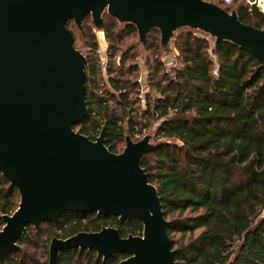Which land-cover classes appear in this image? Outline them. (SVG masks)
Here are the masks:
<instances>
[{"label":"water","instance_id":"95a60500","mask_svg":"<svg viewBox=\"0 0 264 264\" xmlns=\"http://www.w3.org/2000/svg\"><path fill=\"white\" fill-rule=\"evenodd\" d=\"M105 15L133 25L144 47L155 30L164 48L188 28L264 62V29L207 0H0V173L20 197L17 209L2 215L0 264L22 252L19 239L28 227L71 212L137 219L143 231L122 236L103 226L54 237L48 264H60L61 253L72 249L104 261L127 255L117 264H177L159 191L142 165L156 148L153 135H126L123 150L112 152L106 125L94 139L75 129L89 113V62L67 24L82 31L91 16L106 40Z\"/></svg>","mask_w":264,"mask_h":264},{"label":"trees","instance_id":"16d2710c","mask_svg":"<svg viewBox=\"0 0 264 264\" xmlns=\"http://www.w3.org/2000/svg\"><path fill=\"white\" fill-rule=\"evenodd\" d=\"M216 4L227 11L235 9L243 23L264 29V14L244 0ZM71 23L67 26L75 38ZM82 32L89 36L87 47L95 55L85 54L89 113L75 129L94 139L106 125L107 147L120 152L127 133L133 138L150 129L151 121L159 122L158 143L142 165L159 191L177 250L176 263L264 264V62L230 42L211 45L197 31L186 32L178 39L181 68L167 70L161 59L153 61L150 84L157 96L147 103L144 115H139L130 99L138 83L126 77L139 68L135 53L130 55L132 49L122 52L120 66H112L126 39L135 38L136 28L120 27L115 19L105 18L107 72L113 92H99V45L91 22ZM148 41L149 48L160 51L157 35L152 33ZM129 59L133 61L125 68ZM216 68L218 75L213 73ZM115 100L120 113L112 106ZM19 201L17 189L0 173V229L2 215L12 214ZM74 214L67 213L57 222L70 225L63 229L65 238L81 230H99L101 225L117 228L122 236L143 231L137 219L122 222L117 217H101L84 222ZM175 234L180 237L174 239ZM19 244L22 252L11 254L1 264H47L27 261L28 247L41 245L31 226ZM126 257L120 254L104 261L94 251L72 249L61 253L60 264H77L83 259L92 264H117Z\"/></svg>","mask_w":264,"mask_h":264},{"label":"rangeland","instance_id":"374dc122","mask_svg":"<svg viewBox=\"0 0 264 264\" xmlns=\"http://www.w3.org/2000/svg\"><path fill=\"white\" fill-rule=\"evenodd\" d=\"M207 1L222 4L223 0H207ZM224 4L229 5L228 3H225V2H224ZM107 17H110V16L105 15V18H107ZM110 18H112V17H110ZM88 22H91V24H92L91 16L87 17L84 20L83 26L87 25ZM73 24H74V22H73ZM118 25L120 27H124V25L120 24L119 22H118ZM92 26H93V24H92ZM93 30H94V33L96 34V37L98 40V45H99L98 47L101 46L104 49L106 47H108L107 39L102 40L101 38H99L98 32L94 28V26H93ZM82 31H83V29H82ZM82 31H79V29L74 24L75 46L86 55H89V54L95 55V53L90 51L89 48L87 47L89 36L84 35ZM189 31H194V30H191L188 28H183V29L179 30L176 33L175 37L171 40L170 44L164 48L161 46L160 51H155V50L149 48V41L148 40H147V46L144 47L138 40V34H136L135 38L131 36V37H128L126 39L123 46H121V51H119L117 53V57H115L113 59L112 66L114 68H117L118 66H120V59L118 56L119 54H121L122 52H125L129 49H132L129 52L130 55H132L134 53L136 55L134 57V59H135V62L138 63L139 68L134 75L126 76V77L131 79L132 81H136L138 83V86L134 87L133 91L131 92L130 99L133 102V108L136 109V111L139 115H144V111L146 110V108L148 106L147 103L149 101L153 102L157 96V90L154 88V86L152 84H150V77H151L150 68L153 65V61L155 59H161V61L164 63L165 69H167V70H171L172 68H175V67L181 68L182 62H181V51H180V42H179L180 40H178V39H179V36L183 35L186 32H189ZM152 33L154 35H157V37L160 39L159 31L155 30ZM197 33L202 35V36H206L210 40L211 45H214V43H215L214 38L210 37L209 35H207L205 33L200 32V31H197ZM131 45H134V46L132 47ZM132 61L133 60L129 59L125 64V68L129 67L130 64L132 63ZM101 72H102L101 75L97 78V82H98L99 87H100L99 92H104L105 90H107L109 92H113V89H112V87L108 81V78H109L108 72L107 71L104 72L102 70H101ZM170 74H174V72H172ZM113 75H115V74H113ZM112 106L119 113L121 112L120 105L116 102V100L113 102ZM151 122H152V126L150 129L144 131V133H142L140 135L133 137V139L139 140V139L143 138L145 135L151 134V135H153V142L155 144H157L158 140H159L158 135H157V127L159 125V122L158 121H151ZM126 135H129V133H127ZM124 147H125V141H123L119 146L120 152L123 150ZM68 226H70V225L67 224V225L61 226V224H59V223H44L41 225V227L39 229H35L32 227V234H33L34 238L39 239V241L41 242V245L37 246V247H33V246L28 247L29 256L27 257V261L29 263L33 260L41 261V262L47 261V264H48L49 245H50L51 239L54 237L65 238L64 236H66V235H65V232L63 231V229L65 227H68ZM179 237H180L179 234H175L173 236L174 239H178ZM77 264H92V263H88V261L86 259H83L82 261H80Z\"/></svg>","mask_w":264,"mask_h":264},{"label":"built area","instance_id":"2783aa9c","mask_svg":"<svg viewBox=\"0 0 264 264\" xmlns=\"http://www.w3.org/2000/svg\"><path fill=\"white\" fill-rule=\"evenodd\" d=\"M225 3L231 4L234 0H223ZM248 7H256L264 14V0H244ZM96 55L100 61V68L106 72L109 68V58L107 53V47L104 49L101 46L96 49ZM213 73L218 75V69H214Z\"/></svg>","mask_w":264,"mask_h":264},{"label":"flooded vegetation","instance_id":"af4514ba","mask_svg":"<svg viewBox=\"0 0 264 264\" xmlns=\"http://www.w3.org/2000/svg\"><path fill=\"white\" fill-rule=\"evenodd\" d=\"M75 216L74 217H78V218H81L84 222H89V221H94L96 219H100L101 217H99L97 214H87V213H75L74 214ZM105 226V225H101V228ZM100 228V229H101ZM99 229V230H100ZM81 231H85V230H81ZM90 231H97V230H91Z\"/></svg>","mask_w":264,"mask_h":264}]
</instances>
